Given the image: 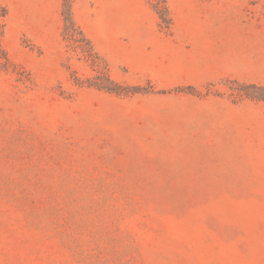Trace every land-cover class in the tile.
Listing matches in <instances>:
<instances>
[{"label":"rangeland","instance_id":"obj_1","mask_svg":"<svg viewBox=\"0 0 264 264\" xmlns=\"http://www.w3.org/2000/svg\"><path fill=\"white\" fill-rule=\"evenodd\" d=\"M61 14L38 45L0 5V264H264V84L114 79Z\"/></svg>","mask_w":264,"mask_h":264},{"label":"crops","instance_id":"obj_2","mask_svg":"<svg viewBox=\"0 0 264 264\" xmlns=\"http://www.w3.org/2000/svg\"><path fill=\"white\" fill-rule=\"evenodd\" d=\"M62 1L0 0V5L11 26L39 30L34 41L42 45L59 41ZM72 1L74 21L114 79L125 69L164 78L158 82L166 86L264 84L258 76L264 69V0H166L165 28L155 14L148 22H122V0Z\"/></svg>","mask_w":264,"mask_h":264},{"label":"trees","instance_id":"obj_3","mask_svg":"<svg viewBox=\"0 0 264 264\" xmlns=\"http://www.w3.org/2000/svg\"><path fill=\"white\" fill-rule=\"evenodd\" d=\"M63 18H64V23L65 27L70 28L71 30H75L78 32L79 36L85 41L86 45H88L90 48V43L87 41V39L84 37L82 31L80 28L76 25L73 15H72V0H63ZM113 86L114 85L112 82H110ZM110 91V90H107Z\"/></svg>","mask_w":264,"mask_h":264}]
</instances>
